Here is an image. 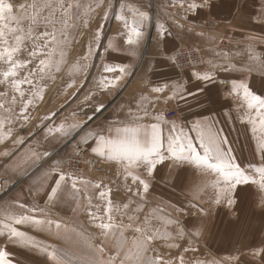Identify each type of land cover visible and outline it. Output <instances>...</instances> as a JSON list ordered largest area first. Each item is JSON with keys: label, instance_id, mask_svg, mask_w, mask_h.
Wrapping results in <instances>:
<instances>
[{"label": "rangeland", "instance_id": "374dc122", "mask_svg": "<svg viewBox=\"0 0 264 264\" xmlns=\"http://www.w3.org/2000/svg\"><path fill=\"white\" fill-rule=\"evenodd\" d=\"M152 1L105 0L103 4H98L97 0H83L86 5H91L93 11L87 16L82 15L80 19L75 21L76 27L69 29L65 62L61 66V71L55 72L53 70L52 75L55 76V79L41 81L38 75L32 77L34 84L44 87L43 99L33 101L25 113L29 117L28 121L13 119L11 123L5 124L4 131L7 132L11 128L12 132L11 136L0 143V204L16 202L23 203L28 207L38 205L45 208L50 212V219L58 220L62 224L67 223L77 231L91 235L94 237L93 244L104 246L106 254H114L115 250L112 244L110 242L105 244L99 230L92 226V221L88 216L91 207L94 214L107 221V216H105L107 201L101 199L99 193L110 190L109 198L112 200L114 208L116 206L120 208V211L114 210L113 212L115 223L129 224L128 215L132 214L133 209L137 206H142V211L136 213L141 220L145 215H149L152 218V225L160 229L162 236L165 233H170V237L165 236L154 244L155 252L149 253L153 256L163 257L166 264H181V257H183L184 264H196V262H201V264H264V203H262L264 202V190L258 184L241 185L231 192L218 193L217 189L209 183L215 179L214 175L206 174L194 165L173 161L167 154L164 161L157 164L151 176L142 167H133L130 174H125L120 164L122 171L120 178L117 183H113L111 178L115 174L114 171L111 173L108 170V173L101 176L91 171H86V174L72 172L74 165L82 160L77 154L78 150H87L84 157H92L93 155L86 147L73 144L70 136L72 132L68 136H61L56 132L49 133V129H55L61 123L66 127L69 126L67 123L68 107H70L71 115L74 113L73 116L76 115L78 121L84 120L85 116L91 117L88 111L86 114H78L77 112L83 107L82 89L73 90L68 85L75 81L80 82L79 79H75L80 75V72H73L77 62L79 64L86 63L90 66L96 63L98 59L95 57L96 53L103 48L102 41L106 36V22L114 13H125L134 6L142 8L149 16L150 25L151 15L156 12L154 22H152L154 26L160 17L169 20L168 17L173 15L175 16L173 19L188 22L189 19L187 18H190V15H196L198 12L204 13L211 8L204 6L189 9V4L203 5L204 0H170L167 3L168 10L163 12L159 7L162 2L154 0L153 12L151 11L153 10L151 9ZM228 1L231 3L228 6H233L235 0ZM241 1L248 14L255 17L254 20L260 23V25L257 22L254 24L264 37V0ZM10 2L19 5L25 0H10ZM67 2L68 0H65V3ZM122 4L126 7L122 8ZM222 7L226 8L227 5ZM80 11L83 12V9ZM56 17L63 19L59 10L56 12ZM99 20L102 23L100 26ZM169 24L166 27L172 30ZM27 26V22H25L24 27L27 28ZM57 26L59 27V25ZM44 30V26L41 25L36 29V32L38 34ZM98 30L99 39L97 40ZM84 34H87L88 38L83 41L81 38ZM36 43L42 46L44 41L41 39ZM180 43L184 47L197 48L202 53L200 47ZM89 45H92L90 55ZM33 47V41L26 40L21 51L16 54L15 58L18 60L32 61L26 67L18 69L17 79H22L29 71L38 66L40 59L46 58L43 54L37 55L35 58L29 56ZM249 54L248 61L244 62L242 66L251 69L254 73L259 72L257 78H250V90L252 92L258 90V92L253 93L264 97V90L262 89L264 70L261 69V62H264V40L256 52L251 51ZM84 57H87V60ZM55 58L59 59L58 53ZM7 67L5 63L0 62V72L6 70ZM65 68L70 73L68 81H66ZM3 79L0 76V80ZM21 87L25 91V99L29 98L31 86L24 84ZM0 93L6 94L7 100H11L13 95L17 96L16 105L5 103V107H12L14 114L18 116L22 104L19 102V94L13 90L11 83L7 81L0 83ZM240 99L239 104L244 105L243 95L240 96ZM244 110L246 113V107ZM3 114L7 115V113ZM79 117L82 118L79 119ZM237 124V127L222 129V135L226 136L227 141H229L226 147L231 148L233 155L231 156L234 158V162L240 165L246 174L259 180L257 169L264 167V156L258 149L257 140L251 131V125L247 123V117L237 119ZM20 140L23 141L22 144L18 143ZM163 151L167 153V148H164ZM33 152L37 154L38 158H29ZM45 152L49 155L45 156ZM4 153H8V155H4ZM95 158L101 165L100 161L103 157ZM85 160L81 163L85 164ZM57 161L60 162L59 171L88 182L86 185L78 184L80 188L79 200L77 203H73L71 207L65 203H47L46 194L50 191V186L53 185L54 177L49 176L45 180V173L56 168ZM17 165L16 170H13V167ZM133 176H138L149 183L150 187L147 193H143V186L139 180L133 182ZM96 184H99L100 187L96 188L94 186ZM197 186L201 190L198 198H194L191 192ZM218 194L220 202L216 203ZM229 198L234 203L229 204ZM89 199L91 204H89ZM125 203L129 204V209L123 208ZM73 208L75 211L72 210ZM156 217H164L165 219H157ZM168 218L178 221V223L168 224L166 222ZM96 222L99 223L100 221L97 220ZM17 227L34 237L43 247L24 248L13 245L7 240V233H0V249H5L10 253L9 259L12 264H55L50 255L53 249L57 251L59 256L71 260L72 264H81L82 253L74 243L70 245L66 241L58 240L54 234H50L47 230L40 231L28 225ZM181 228L184 231L182 238L179 236ZM125 235L131 238L135 233L129 231ZM173 244L178 246H170ZM65 252H68L69 255L64 256ZM73 252L76 254L75 256L72 255Z\"/></svg>", "mask_w": 264, "mask_h": 264}, {"label": "snow or ice", "instance_id": "6c2138e0", "mask_svg": "<svg viewBox=\"0 0 264 264\" xmlns=\"http://www.w3.org/2000/svg\"><path fill=\"white\" fill-rule=\"evenodd\" d=\"M104 2L105 0H97L98 4ZM204 6H210V0H204L203 5L195 3L188 5L189 9ZM121 7L124 8L126 5L122 4ZM74 9L76 11H73ZM81 9H83V12L80 11ZM58 10L61 12L63 19L56 17ZM92 11L91 5H86L83 0H68L67 3H65V0H25L19 5H14L10 0H0V62L8 66L6 70L0 72V76L4 78L0 80V83L10 82L13 90L19 94V102L22 104L20 114L16 116L12 107L6 108L5 103L16 105L18 102L17 96L13 95L11 100H7L6 94L0 93V143L11 136V128L7 132L4 131L5 124L11 123L13 119L28 121L29 117L25 113L33 101L43 99L44 87L34 84L32 77L38 75L41 81L55 79V76L52 75L53 70L60 72L61 66L65 62L69 29L76 27L75 21L80 19L82 15L87 16ZM130 11L133 16L131 22L123 16H119L118 19L123 20L124 26L128 28L126 43L138 45L142 38L140 26L147 18V14L131 9ZM45 13L47 14L45 15ZM25 22H27V28L24 27ZM41 25L44 26L45 30L37 34L36 29ZM41 39L44 41L42 46L36 43ZM96 39H99V30ZM26 40H31L34 44L29 56L35 58L37 55L43 54L46 58L40 59L38 66L29 71L22 79H17L18 69L32 63L31 60L21 61L15 58ZM91 47L92 45H89V55L91 54ZM45 49L47 51H44ZM57 53L59 59L55 58ZM84 59L87 60V57H84ZM87 67L86 63L79 64L77 62L73 72H84ZM261 69L264 70V62H261ZM103 71L120 73V75L111 79L102 77L99 84L103 90H111L120 86V81L128 74L126 66L123 65H104ZM198 78L209 80L212 77L205 74ZM24 84L31 86L30 97L27 99H25L26 94L21 87ZM71 86V84L68 85V87ZM151 91L160 93L163 89L153 87ZM170 99L172 97H169ZM243 99L245 103L241 107H246L247 123L251 125V131L257 140L258 149L261 155L264 156V97L254 94L245 84L243 85ZM147 103L148 98L141 97V102L135 105V111L129 109L126 114L128 122L122 127H115V136L110 135L113 132L112 128L107 130L108 134L95 133L94 142L96 147L92 148L93 153L124 165L125 171L129 174L133 167L145 168L149 176L154 173L157 164L164 161L167 154L173 161L194 165L204 173L214 175L215 179L209 183L217 189L218 193L231 192L238 186L250 183L258 184L264 190V167L257 169L259 180L246 174L241 166L234 162V158L231 156V148L226 147L228 144L227 138L222 135V130L216 127L214 121L196 120L190 125L188 131H185L184 127H177L176 122L171 121L168 134L165 136L160 123L164 119L163 117L157 115L153 118L157 122L143 123L150 115ZM96 110H99V106ZM3 113H7V115ZM76 127L75 122L67 127L61 123L55 129H49V133L56 132L61 136H68ZM165 141L168 145L167 153L163 151ZM18 143L22 144L23 141L20 140ZM4 155H8V153H4ZM44 155L48 156L49 153L45 152ZM29 158L38 157L33 152ZM56 165L57 167L51 172L45 173V180L49 176L54 177L53 185L50 186V191L46 194L47 203H65L71 207L73 203H77L79 200L80 188L78 184L83 183L86 185L88 182L59 171V161L56 162ZM17 167L18 165L14 166L13 170H16ZM132 178L133 182L139 180V183L143 186V193L148 192L150 185L146 180L138 176ZM94 186L96 188L100 187L99 184ZM200 190L199 186L192 189L191 194L194 198H198ZM99 196L107 201L105 207L107 221L103 217L94 214L91 207L88 216L92 221V226L99 230L105 244L108 242L112 244L115 250L114 254H106L104 246L93 244L94 237L91 235H86L83 231H77L67 223L62 224L58 220L50 219V212L38 205L28 207L23 203L16 202L0 204V233H7V240L13 245L24 248H41L43 245L39 241L17 226L28 225L40 231L47 230L50 234H54L58 240L66 241L70 245L74 243L82 253L81 264H166L163 257L153 256L149 253L155 252L154 244L165 236L170 237V233H165L162 236L160 229L152 225V218L149 215H145L141 220L136 213L142 211V206H137L133 209L132 214L128 215L129 224L115 223L113 212L114 210L120 211V208L118 206L114 208L113 202L109 198L110 190L101 191ZM141 198L143 199V196ZM215 202H220L219 194ZM228 203L232 204L234 201L229 198ZM89 204H91L90 199ZM129 207L128 203L123 205L124 209H129ZM72 210L75 211L74 208ZM156 218L165 219L164 217ZM97 220L100 222L97 223ZM166 222L168 224L178 223V221L170 218ZM129 231L135 233L131 238L125 235ZM183 235L184 231L181 228L179 236L182 238ZM170 246L177 247L178 245L173 244ZM50 255L55 264H72L71 260L59 256L55 249L51 251ZM68 255V252L64 253V256ZM72 255L75 256L76 254L73 252ZM9 256L10 253L7 250L0 249V264H12ZM180 260L181 264H184L183 257ZM196 264H201V262H196Z\"/></svg>", "mask_w": 264, "mask_h": 264}, {"label": "crops", "instance_id": "0c3cea01", "mask_svg": "<svg viewBox=\"0 0 264 264\" xmlns=\"http://www.w3.org/2000/svg\"><path fill=\"white\" fill-rule=\"evenodd\" d=\"M153 1L151 11L154 12ZM160 1L161 10H168L167 3L170 0ZM210 3L209 10L190 15L194 19L187 18L188 22L173 19L175 16L169 13L172 15L168 17L169 20L160 17L153 26L156 12L154 16L151 15L150 25L146 13L147 18L140 26L142 38L138 45L126 43L128 28L118 17L123 16L131 22L133 16L130 9L144 12L142 8L134 6L125 13H114L108 19L105 26L106 36L102 41L103 48L96 53V63L93 66L88 65L86 71L75 77L80 82L71 83L73 90L82 89L83 107L77 111L78 114H86L88 111L91 116H85L84 120L78 121L76 115L73 116L74 113L71 115L68 107L67 123L70 125L75 122L77 125L70 135L75 146L86 147L93 156L102 158L92 151L96 147L94 134H108L107 130L112 128L110 135L115 136V127H122L128 122L126 114L130 108L135 111V105L141 102V97L148 98L147 107L150 113L143 123L157 122L153 119L157 115L163 117L160 123L165 136L171 121H175L177 127H184L185 131H188L194 121L204 119L214 121L220 130L238 126L237 119L246 117L244 107L239 104L243 85L251 88L250 78H257L259 75V72L249 71L242 65L248 61L251 51L256 52L260 48L264 37L255 27V17L248 14L241 0H235L233 6H228L231 5L228 0L224 3L223 0H211ZM223 5L227 7L224 8ZM100 24L101 21L99 26ZM168 24L173 30L172 33L165 30ZM87 38V34H84L81 39L84 41ZM180 42L202 49L205 62L200 70L180 73L173 68L169 56ZM104 65L126 66L128 74L120 81V86L111 90L100 87L99 81L102 77L111 79L120 75L119 72H104ZM65 71L68 81L70 73L67 68ZM205 74L212 78H198ZM153 87H160L163 91L153 93ZM262 89L264 90V86ZM169 97L172 99L169 100ZM168 112H175V116L167 117ZM167 147L165 141L164 148ZM121 166L125 171V166Z\"/></svg>", "mask_w": 264, "mask_h": 264}, {"label": "built area", "instance_id": "2783aa9c", "mask_svg": "<svg viewBox=\"0 0 264 264\" xmlns=\"http://www.w3.org/2000/svg\"><path fill=\"white\" fill-rule=\"evenodd\" d=\"M166 31L172 33V30L169 27H166ZM169 59L173 67L180 73L185 72L186 70L198 71L205 62L204 56L200 50L191 46L184 47L182 43H179L178 47L171 52ZM173 116H175V112L167 113V117L173 118ZM86 151L87 150L85 149L77 151V154H79L82 160L78 161V164L74 165V168H72L71 171L78 173L80 172L81 174H86V171H91L100 176L108 173V170H110L111 173L112 171H114L115 174L112 176L111 180L113 183H117L122 172L120 164L114 163L108 160L106 157H103L100 161L101 165H99L97 158L93 156L84 157ZM86 157L87 160H85ZM84 160L86 161V163L82 164L81 162H84Z\"/></svg>", "mask_w": 264, "mask_h": 264}, {"label": "bare ground", "instance_id": "6f19581e", "mask_svg": "<svg viewBox=\"0 0 264 264\" xmlns=\"http://www.w3.org/2000/svg\"><path fill=\"white\" fill-rule=\"evenodd\" d=\"M151 28V27H150Z\"/></svg>", "mask_w": 264, "mask_h": 264}]
</instances>
